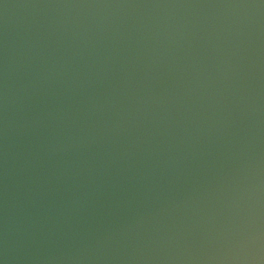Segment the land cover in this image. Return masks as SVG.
Masks as SVG:
<instances>
[{
    "label": "water",
    "instance_id": "95a60500",
    "mask_svg": "<svg viewBox=\"0 0 264 264\" xmlns=\"http://www.w3.org/2000/svg\"><path fill=\"white\" fill-rule=\"evenodd\" d=\"M0 264H264V0H0Z\"/></svg>",
    "mask_w": 264,
    "mask_h": 264
}]
</instances>
